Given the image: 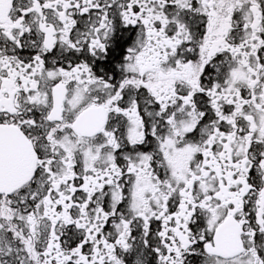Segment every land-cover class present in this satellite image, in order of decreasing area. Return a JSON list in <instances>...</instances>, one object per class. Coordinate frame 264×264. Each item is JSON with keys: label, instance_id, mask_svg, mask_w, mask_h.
I'll list each match as a JSON object with an SVG mask.
<instances>
[{"label": "snow or ice", "instance_id": "6c2138e0", "mask_svg": "<svg viewBox=\"0 0 264 264\" xmlns=\"http://www.w3.org/2000/svg\"><path fill=\"white\" fill-rule=\"evenodd\" d=\"M0 264H264V0H0Z\"/></svg>", "mask_w": 264, "mask_h": 264}]
</instances>
